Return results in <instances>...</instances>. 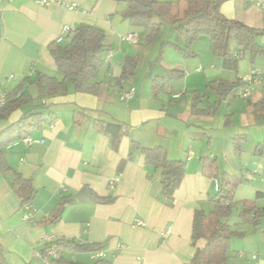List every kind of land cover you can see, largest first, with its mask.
Listing matches in <instances>:
<instances>
[{
	"label": "crops",
	"instance_id": "crops-1",
	"mask_svg": "<svg viewBox=\"0 0 264 264\" xmlns=\"http://www.w3.org/2000/svg\"><path fill=\"white\" fill-rule=\"evenodd\" d=\"M123 10L124 5L114 0H60L49 6L34 0H0V94L13 91L25 77L37 74L59 80L47 47L61 36L63 26L98 27L111 47L98 75L105 81L106 91L92 96L75 93L66 85L64 92L43 100L48 106L45 113L53 112L55 122L43 129H26V137L34 143L26 145L24 136L4 148L8 166L31 181L36 190L32 206L23 208L9 178L0 173V258L5 264H45L40 252L48 235L85 244L105 243L101 264L190 263L196 249L205 246L203 240L192 246L194 213L210 212L216 192V180L202 173L201 159L206 156L215 159L219 173L240 180L232 207L241 210L244 201L264 207V159L254 153L257 146L264 153V125L250 123L244 99L218 103L217 95L206 87L211 81L232 82L255 71L264 74V57L253 62L248 52L227 59L214 57L209 39L201 44L202 36L193 45L195 56L185 58L173 46L183 47L180 37L164 27L156 41L146 45L147 31L131 26L122 18ZM221 13L227 19L264 29L263 10L246 5L244 0H224ZM163 32H170L174 44L165 42L168 35ZM130 34L136 36L135 43L122 40ZM257 43L264 48V37ZM125 59L136 60L137 69L132 77L121 80ZM156 61L164 64L169 74L176 70L183 75L173 78L158 94L154 93V79L162 76L153 70ZM141 66L145 70L140 73ZM131 88L133 98L121 101L120 96ZM261 91L264 79L252 95ZM24 92L36 95L33 86ZM194 92L203 94L198 108L209 106L207 114L192 113ZM25 110L0 120V132ZM75 115H80L77 122ZM95 121L126 125L128 132L117 150L93 128ZM132 141L143 148L162 146L168 159L184 162V176L170 202L161 191L160 171L145 166L139 151L131 152ZM113 178L119 180L110 188ZM84 187L91 202L77 200ZM96 197L115 201L101 204ZM62 199L73 202L64 209L59 224H51L47 218ZM27 215L30 220H25ZM137 221L143 225H136ZM236 228L242 236L231 239L226 264H264L263 220L258 228ZM163 232L165 236H161ZM66 257L81 264L95 261L89 254Z\"/></svg>",
	"mask_w": 264,
	"mask_h": 264
},
{
	"label": "trees",
	"instance_id": "trees-1",
	"mask_svg": "<svg viewBox=\"0 0 264 264\" xmlns=\"http://www.w3.org/2000/svg\"><path fill=\"white\" fill-rule=\"evenodd\" d=\"M124 5L122 18L131 26L147 31L146 45H150L162 32L164 25L172 28L183 42V47H176L185 58L194 57L193 45L202 37L209 39V50L212 56L221 58H233L242 53L250 54V61L257 57H264V48L257 43L259 37H264V29H257L245 24L230 20L221 13L224 0H114ZM54 60L56 69L61 75L58 80L43 74H37L33 78L25 77L21 83L11 92H4L5 103L0 105V120H6L17 111L26 109L20 118L0 132V173L9 178L14 192L21 199V206H32L36 196L31 181L22 178L14 172L6 163L4 148L18 139L27 135L26 129H43L53 124L56 116L53 112L45 111L48 106L43 102L48 96L64 92L66 85L72 86L75 93L99 96L105 81L97 80L104 67L105 55L111 51V47L105 43V32L95 26L79 25L67 34L63 41L52 42L47 47ZM160 51L159 54H161ZM160 58V57H159ZM137 69V61L125 59L119 79L125 80L134 75ZM183 75L176 70L170 71L169 77H156L154 93L166 89L169 82L179 79ZM120 80H117L119 82ZM241 79L235 81L218 80L208 82L206 87L218 97V103L226 101L231 104L238 96L237 92L245 87ZM33 86L36 95L25 93L27 87ZM203 99V94L194 92L191 111L196 115L208 113L207 109L198 108ZM246 101V113L250 123L256 126L264 125V91L256 92ZM218 103L215 105L217 107ZM80 115L74 119L79 120ZM93 128L108 138L112 150H117L120 141L127 134L126 125L121 123H107L95 121ZM237 137L235 141L239 140ZM131 152L139 151L144 156V164L160 171V186L162 194L170 202L174 192L180 186L184 176V162L170 160L166 156V150L162 146L143 148L132 141ZM258 156L264 153L257 146L254 152ZM132 154L129 155V158ZM202 173L213 178L218 183V190L212 196V210L208 213L195 211L192 220L191 243L195 246L199 240L205 242L202 249H196L194 257L188 264H226L232 238L241 237V232H236L226 223L232 213V200L234 191L240 182L237 177L226 173H219L215 159L203 157L201 159ZM101 204H112L115 199L110 197H96ZM73 201L62 199L49 214L47 220L57 225L67 205ZM242 224L252 228H258L264 219V207H257L251 201H244L239 213ZM264 242V231L262 232ZM54 246L57 257L55 264H81L67 259L66 255L89 254L91 257L96 252L104 249L105 243H80L74 240L55 239L45 243L40 252L45 255L47 249ZM95 260V259H94ZM100 259L92 264H101ZM0 264H5L0 258Z\"/></svg>",
	"mask_w": 264,
	"mask_h": 264
},
{
	"label": "built area",
	"instance_id": "built-area-1",
	"mask_svg": "<svg viewBox=\"0 0 264 264\" xmlns=\"http://www.w3.org/2000/svg\"><path fill=\"white\" fill-rule=\"evenodd\" d=\"M34 2L40 6H49L52 3H60V0H34ZM244 2L246 3V5L248 6H253V7H257L263 10L264 12V0H244ZM66 7L68 9H74L75 5H66ZM74 29L72 27L69 26H63L62 30H61V36L57 39V42H61L63 41L64 37L69 34L70 32H72ZM122 40L124 41H128L131 43H135L136 42V36L135 35H127L122 37ZM264 79V74L260 73V72H252L249 76L243 77L241 78V80L243 82H245V87L241 90H239L237 92V96L241 99H247L248 97H250L252 95V92L254 91L255 87L257 85H259L261 83V81ZM134 95V88L129 89L128 92L122 94L120 96V100L121 101H128L130 99L133 98ZM5 103V95L2 93L0 94V105H3ZM22 141L26 144V145H30L32 143H34L35 141H33L31 138L29 137H24L22 139ZM42 142V141H41ZM118 178H113L112 180L109 181L108 186L110 188L113 187V185L118 182ZM214 189L215 191L218 190V183L215 182L214 184ZM31 217L30 215L25 216V220H30ZM136 225H143V223L141 221H137ZM166 233H161V236H165ZM56 238L53 235H48L46 237H44V242L45 243H50L52 241H54ZM244 253H239L238 256L239 257H244ZM40 257L43 259V261L45 262V264H55L54 263V259H56L57 257V252L55 250V247L52 246L49 249H47L45 255H41ZM92 258L97 260H103L105 258V254L104 251H99L96 252L95 254L92 255ZM255 256H252V259H254Z\"/></svg>",
	"mask_w": 264,
	"mask_h": 264
},
{
	"label": "rangeland",
	"instance_id": "rangeland-1",
	"mask_svg": "<svg viewBox=\"0 0 264 264\" xmlns=\"http://www.w3.org/2000/svg\"><path fill=\"white\" fill-rule=\"evenodd\" d=\"M164 28H166V29H169V31L173 34V35H177L176 34V32L172 29V28H170L169 26H166V25H164L163 26ZM170 32H163V35H168V38H166V40H165V42L167 43V42H171L172 44H174V42H175V40H174V37L173 36H171L170 35ZM201 39H205V40H201V44H202V41H205V42H207L208 41V37H206V36H204V37H202ZM154 41H156V40H154ZM153 41V42H154ZM152 42V43H153ZM165 49H167L166 47H165ZM161 51V50H160ZM160 51H159V53H160ZM172 51V53H176L174 50H171ZM164 64H162L161 62H159V61H156V62H153L152 63V66H153V70H157L159 73V75L160 76H162V77H168L169 76V72H168V70L167 71H164V69H163V66ZM142 68H141V71H140V73L141 72H144V67L143 66H141ZM61 79V76L59 75V80ZM97 80H101L100 79V77L98 76V79ZM67 86H70L69 84H67ZM104 91H106V87L104 86ZM240 210V209H239ZM237 208H236V205H233V207H232V213H231V215H230V217L227 219V221H226V223L231 227V229L232 230H234V231H236V232H239L238 231V228H236L237 226H245L244 224H242L241 223V221H240V218H239V213H240V211H239ZM236 211L238 212V213H236ZM263 222H264V219H263ZM235 223H236V225H235ZM235 238H237V237H235ZM234 239V238H233Z\"/></svg>",
	"mask_w": 264,
	"mask_h": 264
},
{
	"label": "water",
	"instance_id": "water-1",
	"mask_svg": "<svg viewBox=\"0 0 264 264\" xmlns=\"http://www.w3.org/2000/svg\"><path fill=\"white\" fill-rule=\"evenodd\" d=\"M77 200L79 202H91L92 197L89 194V190L87 188H82L77 194Z\"/></svg>",
	"mask_w": 264,
	"mask_h": 264
}]
</instances>
